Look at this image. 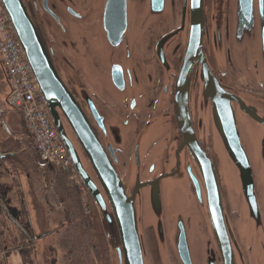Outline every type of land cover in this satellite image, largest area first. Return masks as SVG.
I'll use <instances>...</instances> for the list:
<instances>
[{
    "label": "flooded vegetation",
    "instance_id": "af4514ba",
    "mask_svg": "<svg viewBox=\"0 0 264 264\" xmlns=\"http://www.w3.org/2000/svg\"><path fill=\"white\" fill-rule=\"evenodd\" d=\"M190 1L168 0L165 16L142 26L148 0H127L126 36L110 40L103 34V5L95 0H21L122 188L131 194L138 184L147 183L135 192L134 206L147 244L145 201L154 185L163 211L171 194L185 207L194 206L195 264H250L238 236L237 215L225 195L232 232L225 224L222 245L206 222L199 199L206 189L198 159L205 154L220 178L213 146V107L220 96L230 99L235 110L251 107L264 115V20L256 26L246 22L251 12L241 3L224 0L223 19L214 33V0H203L201 50L188 56L194 40ZM60 120L85 167L86 162L91 165L68 116L61 114ZM139 139L144 150L137 173L133 156ZM5 204L7 192L0 197V208L8 212ZM23 216L17 222L30 241L39 240ZM163 224L166 252L154 254L148 246L147 264H179L165 215Z\"/></svg>",
    "mask_w": 264,
    "mask_h": 264
},
{
    "label": "water",
    "instance_id": "95a60500",
    "mask_svg": "<svg viewBox=\"0 0 264 264\" xmlns=\"http://www.w3.org/2000/svg\"><path fill=\"white\" fill-rule=\"evenodd\" d=\"M233 1L241 3L243 8L251 12L244 17L246 22L252 21L256 26L264 20V0ZM1 3L43 94L50 117L98 209L113 253V264H147L148 246L154 250V254L166 252L163 215L166 216L168 240L179 264H195L192 236L194 206L185 207L171 194L167 196V207L163 211L161 197L153 185L152 193L145 201L147 244L142 232L140 211L137 215L134 207L135 192L147 183L138 184L131 194L125 192L114 169L100 150L77 103L53 66L21 0H1ZM95 3L103 5V34L110 40L113 35L124 38L127 30V0H95ZM190 3L194 40L188 56L201 50L203 17V0H191ZM168 4V0H148L142 26L153 18L165 16ZM223 6L224 0H214V33L217 31V24L221 23V17L223 19ZM61 114L68 116L69 123L77 132L76 135L92 165L86 162L88 169L74 142L63 130ZM213 118V146L220 160V178L214 164L203 153L204 156L198 159L206 189V192H201L202 196H199L201 208L207 224L211 225L219 245H222V241L227 239L225 224L232 232L231 222L224 207L225 195L230 210L237 215L238 236L245 246L250 264H264V115L251 107L240 106L239 110H235L230 105V99L220 96L215 100ZM187 122L189 124L188 120ZM140 139L133 156V168L137 173L140 172L144 150V147L140 149ZM7 214L16 221V210L11 209ZM232 235L235 239V235ZM41 237L42 235L39 236Z\"/></svg>",
    "mask_w": 264,
    "mask_h": 264
},
{
    "label": "trees",
    "instance_id": "16d2710c",
    "mask_svg": "<svg viewBox=\"0 0 264 264\" xmlns=\"http://www.w3.org/2000/svg\"><path fill=\"white\" fill-rule=\"evenodd\" d=\"M3 75L6 83L0 77V102H2V96L5 95L6 100L11 91L10 82L4 69ZM5 85L7 86L6 93L4 91ZM4 103L6 104V101ZM2 124H4L3 121ZM26 133L28 141L13 137L1 144V147L4 153H8L6 158L15 165L22 167L27 173L33 192L40 204L44 206L47 216H52L48 217L49 220L52 219L58 223L55 230L48 231L44 235L52 234L54 236L55 249L59 253L58 263L113 264L108 236L93 198L85 189L88 206L87 208L84 207L79 190L66 185L67 177L65 174L53 170L41 171L37 168L32 146L33 138L28 129ZM29 147L30 152H28ZM24 212L27 218V213ZM15 219L14 223H18V219ZM28 223L30 224L29 219ZM23 232L26 240L24 244L33 242L28 237L30 234L24 230Z\"/></svg>",
    "mask_w": 264,
    "mask_h": 264
},
{
    "label": "rangeland",
    "instance_id": "374dc122",
    "mask_svg": "<svg viewBox=\"0 0 264 264\" xmlns=\"http://www.w3.org/2000/svg\"><path fill=\"white\" fill-rule=\"evenodd\" d=\"M0 77L6 83L1 60ZM4 91L5 93L7 92L6 85ZM4 102L5 95L2 96V102H0V155L2 156L0 157V197L7 192L6 207L18 212L14 218H20L19 216H23L22 212L26 210L29 215L27 218L29 219L32 233L34 235H42L48 231L55 230L58 223L52 219L49 220L48 217L52 216H47L44 206L40 204L33 192L27 173L22 167L8 160L6 158L8 153H4L1 147V144L13 137L14 139L28 141L27 128L22 113ZM2 121L4 124H2ZM28 152H30V147ZM82 204L84 205L83 199ZM86 205H88L87 198ZM6 213V210L4 211L0 208V264H59V253L55 249V239L52 234L43 236L39 240L37 238L25 245V234L21 226L19 223H14ZM25 217L26 215L24 214L22 218L25 219ZM23 244L24 247H22Z\"/></svg>",
    "mask_w": 264,
    "mask_h": 264
},
{
    "label": "built area",
    "instance_id": "2783aa9c",
    "mask_svg": "<svg viewBox=\"0 0 264 264\" xmlns=\"http://www.w3.org/2000/svg\"><path fill=\"white\" fill-rule=\"evenodd\" d=\"M0 60L11 87L6 103L18 109L23 115L26 127L33 138L32 146L37 168L41 171L53 170L65 174L67 186L79 190L84 202L83 206L87 208L82 180L51 120L43 94L34 79L1 0Z\"/></svg>",
    "mask_w": 264,
    "mask_h": 264
}]
</instances>
